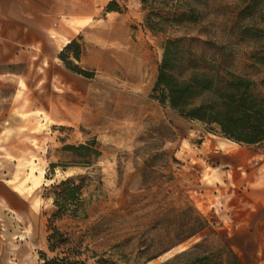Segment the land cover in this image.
Wrapping results in <instances>:
<instances>
[{
    "label": "rangeland",
    "instance_id": "1",
    "mask_svg": "<svg viewBox=\"0 0 264 264\" xmlns=\"http://www.w3.org/2000/svg\"><path fill=\"white\" fill-rule=\"evenodd\" d=\"M110 1L60 17L47 42L23 51L19 75H0V264L43 261L47 186L71 175L89 177L90 217L61 224L93 225L91 246L124 264L162 263L204 236L205 249L228 241L240 254L255 234L248 189L264 182V141L231 143L162 103L154 86L164 42L177 36L193 37L209 62L214 47L227 46L232 70L264 77L252 57L264 45V0H193L197 19L166 32L146 26L152 8L142 0L112 10ZM189 206L211 227L180 242Z\"/></svg>",
    "mask_w": 264,
    "mask_h": 264
},
{
    "label": "trees",
    "instance_id": "2",
    "mask_svg": "<svg viewBox=\"0 0 264 264\" xmlns=\"http://www.w3.org/2000/svg\"><path fill=\"white\" fill-rule=\"evenodd\" d=\"M193 0H142L143 9L152 8L145 17L146 26L154 32H166L172 24L195 21L198 17ZM108 9H119L118 0H111ZM193 37H168L154 86L160 101L184 117L200 121L209 130L231 140L256 144L264 141V77L254 79L232 70L224 57L232 49L214 47L213 61L207 60L206 50L198 53L191 44ZM74 44L70 41L61 51ZM77 55L78 52H77ZM255 62H264V45L252 51ZM65 58V57H64ZM84 145V144H83ZM69 147H75L69 145ZM88 175H71L47 186L52 208L47 215L49 251L41 250L40 264H124L99 252L88 241L94 226L70 229L61 224L67 218L86 220L90 217L91 197L87 192ZM191 212V213H189ZM185 214L184 235L188 240L211 227L210 219L193 206ZM209 237L204 236L190 247L159 264H179L188 254L187 264H246L235 248L225 241L220 247L205 249Z\"/></svg>",
    "mask_w": 264,
    "mask_h": 264
},
{
    "label": "crops",
    "instance_id": "3",
    "mask_svg": "<svg viewBox=\"0 0 264 264\" xmlns=\"http://www.w3.org/2000/svg\"><path fill=\"white\" fill-rule=\"evenodd\" d=\"M94 1L0 0V75H19L25 49L38 48L40 43L47 42L50 30L58 24L60 17H80L93 11ZM227 141L238 144L231 139ZM223 143L229 145L228 142ZM258 172L256 178L260 176ZM248 190V200L255 204L257 227L255 234H248L247 244L239 246L240 255L248 264H264V182L260 184L258 181L254 188ZM237 234L231 233V236L235 239ZM251 242H254V253L249 251Z\"/></svg>",
    "mask_w": 264,
    "mask_h": 264
},
{
    "label": "bare ground",
    "instance_id": "4",
    "mask_svg": "<svg viewBox=\"0 0 264 264\" xmlns=\"http://www.w3.org/2000/svg\"><path fill=\"white\" fill-rule=\"evenodd\" d=\"M28 207V206H27Z\"/></svg>",
    "mask_w": 264,
    "mask_h": 264
}]
</instances>
